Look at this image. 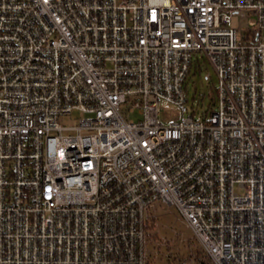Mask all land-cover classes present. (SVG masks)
<instances>
[{
    "label": "built area",
    "instance_id": "2783aa9c",
    "mask_svg": "<svg viewBox=\"0 0 264 264\" xmlns=\"http://www.w3.org/2000/svg\"><path fill=\"white\" fill-rule=\"evenodd\" d=\"M0 264H264V0H0Z\"/></svg>",
    "mask_w": 264,
    "mask_h": 264
},
{
    "label": "rangeland",
    "instance_id": "374dc122",
    "mask_svg": "<svg viewBox=\"0 0 264 264\" xmlns=\"http://www.w3.org/2000/svg\"><path fill=\"white\" fill-rule=\"evenodd\" d=\"M252 18L247 13L235 16L233 18V25L239 26L250 23ZM197 67L194 66L187 80V98L186 104L188 113H183L181 108L173 103L167 101L159 102L160 119L164 124H171L173 122H180L184 115L188 116L194 113L195 117L200 118L214 108L213 100L216 95V89L218 87V76L212 67V65L202 58ZM126 117L138 119L140 114H128L126 109L124 111ZM61 123L65 126H74L77 121L74 117H65L61 120ZM160 215L159 222L162 225L160 227L164 236H171L169 228H174L178 232L183 233L187 240H191L193 247L197 244L194 242L193 233L187 229L186 226L180 221L178 212L174 208H161L158 211Z\"/></svg>",
    "mask_w": 264,
    "mask_h": 264
},
{
    "label": "trees",
    "instance_id": "16d2710c",
    "mask_svg": "<svg viewBox=\"0 0 264 264\" xmlns=\"http://www.w3.org/2000/svg\"><path fill=\"white\" fill-rule=\"evenodd\" d=\"M186 91H187V86H186ZM216 93V92H215ZM216 95H215V97H214V100H213V105L216 103ZM210 111V110H209Z\"/></svg>",
    "mask_w": 264,
    "mask_h": 264
}]
</instances>
